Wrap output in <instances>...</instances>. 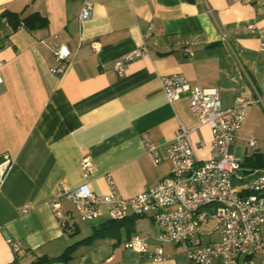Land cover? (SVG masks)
Wrapping results in <instances>:
<instances>
[{
  "label": "crops",
  "instance_id": "crops-1",
  "mask_svg": "<svg viewBox=\"0 0 264 264\" xmlns=\"http://www.w3.org/2000/svg\"><path fill=\"white\" fill-rule=\"evenodd\" d=\"M84 1L0 0V264H32L77 242L69 264H189L184 244L157 240L149 215L126 217L113 235L85 239L104 221L80 220L68 201L60 202L59 217L51 200L59 186L83 181L105 194L107 176L123 197L153 187L169 170L165 145L179 123L196 126L190 134L194 155L209 158L210 129L199 125L186 96L167 100L160 78L168 74L216 87L223 107L236 96L253 99L232 150L241 159L254 151L264 157V0H89L91 17L80 26ZM6 11L38 13L47 26L13 29ZM60 44L70 51L68 62L53 54ZM142 46L146 53L117 75L114 63ZM60 65L62 73L50 71ZM143 133L158 146L160 161L146 151ZM250 137L254 146L247 144ZM85 154L93 162L87 178L80 165ZM243 173L248 179L264 167ZM243 183L232 178L241 195L247 193ZM24 204L26 213L20 211ZM135 233L148 234V250L160 246L164 258L154 261L124 247ZM260 237L261 249L247 257L253 264H264V222ZM7 238L25 253L15 255ZM217 238L215 233L202 242Z\"/></svg>",
  "mask_w": 264,
  "mask_h": 264
},
{
  "label": "built area",
  "instance_id": "built-area-1",
  "mask_svg": "<svg viewBox=\"0 0 264 264\" xmlns=\"http://www.w3.org/2000/svg\"><path fill=\"white\" fill-rule=\"evenodd\" d=\"M242 1L248 4L256 2ZM91 12L92 2L85 0L78 13L80 26L91 17ZM247 29L253 32L255 25L249 23ZM149 34L150 27L143 36ZM260 49L264 51L263 41ZM52 51L57 60L69 61L70 51L65 45L60 44ZM146 51L147 48L142 46L124 54L114 63L117 75L123 74L127 62ZM63 69L60 65L50 68V71L62 73ZM160 83L169 102L186 96L188 108L196 114L199 125L209 127V158L198 161L194 155L190 134L196 126L186 128L179 123L165 145L169 170L153 187L131 197H123L109 176L106 177L109 191L105 194H95L86 181L72 188L59 186L51 200L55 214L60 217V202L68 201L82 221H118L129 216L149 215L159 229L157 240L160 243L184 244L189 264H253L247 257L262 247L260 229L264 222V173H254L246 179L242 159L234 156L232 148L245 120L246 108L254 100L236 96L231 106L223 107L216 87L192 84L180 73L161 76ZM257 100L261 98L258 96ZM141 141L153 160L160 161L158 146L150 142L146 133L142 134ZM247 144L254 146L255 138H248ZM80 165L83 177L92 174L93 162L89 155L82 156ZM234 177L244 181L246 194L241 195L235 190L232 185ZM28 210V204L20 208L22 213ZM215 233L218 234L216 240L202 242V237ZM148 240V234L135 233L123 245L146 253L154 261L162 260V248L157 246L153 252L149 251ZM7 241L15 255L25 253L21 244L9 238Z\"/></svg>",
  "mask_w": 264,
  "mask_h": 264
},
{
  "label": "trees",
  "instance_id": "trees-1",
  "mask_svg": "<svg viewBox=\"0 0 264 264\" xmlns=\"http://www.w3.org/2000/svg\"><path fill=\"white\" fill-rule=\"evenodd\" d=\"M2 15L5 17L7 22L13 27V29L19 26H24L28 30H35L47 26V19L38 13H31L27 16L21 17L20 14L6 11ZM262 167H264V157L256 151L242 159V168H249L251 170H254L256 168ZM119 222L120 221L116 220H106L99 224V226L95 228L94 232L87 236L85 239L95 240L97 238L113 235L114 225L118 224ZM77 243L67 246L62 251V253L56 257H42L38 261L33 262L32 264H48L51 262L69 264V259L73 252L74 246Z\"/></svg>",
  "mask_w": 264,
  "mask_h": 264
},
{
  "label": "water",
  "instance_id": "water-1",
  "mask_svg": "<svg viewBox=\"0 0 264 264\" xmlns=\"http://www.w3.org/2000/svg\"><path fill=\"white\" fill-rule=\"evenodd\" d=\"M245 174H247V172H245Z\"/></svg>",
  "mask_w": 264,
  "mask_h": 264
}]
</instances>
